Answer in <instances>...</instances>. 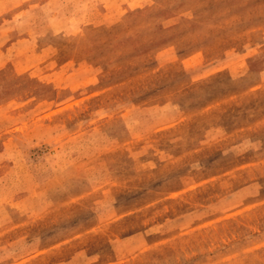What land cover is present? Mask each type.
I'll use <instances>...</instances> for the list:
<instances>
[{
	"label": "rangeland",
	"instance_id": "rangeland-1",
	"mask_svg": "<svg viewBox=\"0 0 264 264\" xmlns=\"http://www.w3.org/2000/svg\"><path fill=\"white\" fill-rule=\"evenodd\" d=\"M0 264H264V0H0Z\"/></svg>",
	"mask_w": 264,
	"mask_h": 264
},
{
	"label": "crops",
	"instance_id": "crops-1",
	"mask_svg": "<svg viewBox=\"0 0 264 264\" xmlns=\"http://www.w3.org/2000/svg\"><path fill=\"white\" fill-rule=\"evenodd\" d=\"M236 71V69H234V72ZM231 77H232V79L235 81L236 80V78H239V76H238V74H236V72L235 73H231V75H230ZM250 93H253V88H251L250 89V91H249ZM250 114L252 115V111L250 112ZM252 117V116H251ZM253 122H252V120H251V126H249V134L247 135V136H249L250 138H253ZM250 146H252L251 144H250Z\"/></svg>",
	"mask_w": 264,
	"mask_h": 264
}]
</instances>
